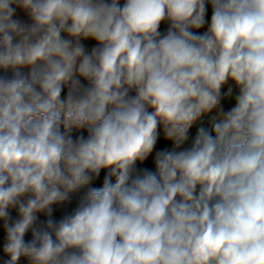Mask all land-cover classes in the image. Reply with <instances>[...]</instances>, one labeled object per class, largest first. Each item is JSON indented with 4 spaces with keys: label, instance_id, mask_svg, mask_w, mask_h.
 Listing matches in <instances>:
<instances>
[{
    "label": "clouds",
    "instance_id": "clouds-1",
    "mask_svg": "<svg viewBox=\"0 0 264 264\" xmlns=\"http://www.w3.org/2000/svg\"><path fill=\"white\" fill-rule=\"evenodd\" d=\"M0 264H264V0H0Z\"/></svg>",
    "mask_w": 264,
    "mask_h": 264
}]
</instances>
